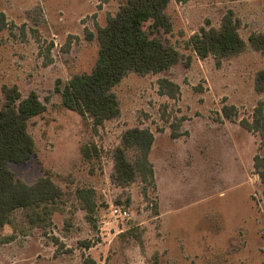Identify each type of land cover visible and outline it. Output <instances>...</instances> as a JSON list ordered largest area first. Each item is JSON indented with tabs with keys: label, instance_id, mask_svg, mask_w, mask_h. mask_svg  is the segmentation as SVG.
I'll use <instances>...</instances> for the list:
<instances>
[{
	"label": "rangeland",
	"instance_id": "rangeland-1",
	"mask_svg": "<svg viewBox=\"0 0 264 264\" xmlns=\"http://www.w3.org/2000/svg\"><path fill=\"white\" fill-rule=\"evenodd\" d=\"M124 1L0 0L7 23L0 30V97L3 85H16L23 96L36 91L46 105L28 124L35 154L9 167L28 184L47 173L63 192L46 222L33 225L17 209L0 226V264H148L156 251L162 264H262L264 185L254 158L264 152L260 134L240 122L264 102L254 85L264 55L246 50L218 67L187 40L201 27H218L229 9L244 39L263 31L264 0H171L172 30H155L150 21L144 28L189 61L128 74L114 87L121 115L95 127L61 105L56 85L92 70L99 44L88 35ZM161 78L178 85L175 97L161 90ZM224 105L236 107L233 120L223 115ZM135 126L155 135L150 161L165 171L159 188L111 179L112 150ZM85 144L97 148L91 160L81 153ZM79 189L92 190V213ZM114 205L129 207L131 218L115 217Z\"/></svg>",
	"mask_w": 264,
	"mask_h": 264
},
{
	"label": "trees",
	"instance_id": "trees-1",
	"mask_svg": "<svg viewBox=\"0 0 264 264\" xmlns=\"http://www.w3.org/2000/svg\"><path fill=\"white\" fill-rule=\"evenodd\" d=\"M187 1V0H181ZM171 0H125L114 14L107 17L106 24L97 26L96 37L99 44L97 60L89 73L75 74L63 88L56 85L64 108L90 118L93 125L118 118L121 107L114 87L128 74H147L164 71L180 61H189L176 46L158 38H151L144 25L150 21L153 29L172 30L173 23L168 6ZM5 14L0 13V30L6 25ZM240 18L229 9L218 27H201L187 40V46L201 58L213 56L218 67L225 60L254 50L264 55V30L250 33L244 39L239 28ZM88 34V33H87ZM161 90L175 97L179 87L176 83L161 78ZM255 90L264 92V68L259 69L254 79ZM46 110V105L36 91L23 96L18 86L5 84L0 97V226L10 222L17 209L26 211L33 225L46 222L55 210L58 199L63 195L61 188L45 173L35 183L28 184L15 176L10 162L24 163L35 154L36 145L29 132V120ZM223 115L229 120L236 116L234 105H224ZM241 125L258 132L264 152V102L255 106L251 119H242ZM155 141L154 133L138 126L127 128L112 150L113 172L111 179L122 187L136 181L154 185V166L150 152ZM94 152H93V150ZM85 160L98 155L95 146H81ZM254 166L264 185V154L256 155ZM79 197L84 200L90 213L94 210L91 189H79ZM134 232V231H133ZM142 242V231L136 233ZM82 264H95L86 259ZM148 264H162L161 255L154 252ZM264 264V261L263 263Z\"/></svg>",
	"mask_w": 264,
	"mask_h": 264
},
{
	"label": "built area",
	"instance_id": "built-area-1",
	"mask_svg": "<svg viewBox=\"0 0 264 264\" xmlns=\"http://www.w3.org/2000/svg\"><path fill=\"white\" fill-rule=\"evenodd\" d=\"M111 213L124 220L131 218V210L125 205H114Z\"/></svg>",
	"mask_w": 264,
	"mask_h": 264
},
{
	"label": "crops",
	"instance_id": "crops-1",
	"mask_svg": "<svg viewBox=\"0 0 264 264\" xmlns=\"http://www.w3.org/2000/svg\"><path fill=\"white\" fill-rule=\"evenodd\" d=\"M154 166V165H153ZM165 173V171H163V174ZM158 172V170L155 168L154 169V177H155V183L157 185V187L159 188L161 185V181L164 179V175Z\"/></svg>",
	"mask_w": 264,
	"mask_h": 264
}]
</instances>
